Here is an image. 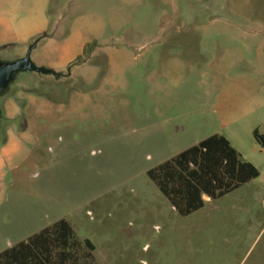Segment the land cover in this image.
<instances>
[{"label": "rangeland", "instance_id": "obj_1", "mask_svg": "<svg viewBox=\"0 0 264 264\" xmlns=\"http://www.w3.org/2000/svg\"><path fill=\"white\" fill-rule=\"evenodd\" d=\"M0 251L58 219L96 264H264V0H0ZM221 134L259 175L181 216L147 170Z\"/></svg>", "mask_w": 264, "mask_h": 264}, {"label": "trees", "instance_id": "obj_2", "mask_svg": "<svg viewBox=\"0 0 264 264\" xmlns=\"http://www.w3.org/2000/svg\"><path fill=\"white\" fill-rule=\"evenodd\" d=\"M43 69L41 73L60 76ZM253 138L264 146V133L255 129ZM147 175L174 210L186 216L204 205V195L217 199L259 172L223 135L215 133L148 169ZM93 251L92 242L78 238L61 218L0 251V264H96Z\"/></svg>", "mask_w": 264, "mask_h": 264}, {"label": "water", "instance_id": "obj_3", "mask_svg": "<svg viewBox=\"0 0 264 264\" xmlns=\"http://www.w3.org/2000/svg\"><path fill=\"white\" fill-rule=\"evenodd\" d=\"M33 46L34 44L30 45L22 57L11 61L0 60V97L16 73L20 71L42 72L44 70L42 67L35 66L30 60V50Z\"/></svg>", "mask_w": 264, "mask_h": 264}, {"label": "crops", "instance_id": "obj_4", "mask_svg": "<svg viewBox=\"0 0 264 264\" xmlns=\"http://www.w3.org/2000/svg\"><path fill=\"white\" fill-rule=\"evenodd\" d=\"M209 135H211V134H209ZM209 135H207V136H209ZM207 136H205V137H203V138H200V139H198L195 143H193V144H191V145H194V144H196L197 142H199L200 140H202V139H204V138H206ZM226 138V137H225ZM227 139V138H226ZM228 140V139H227ZM229 141V140H228ZM230 142V141H229ZM231 144V143H230ZM191 145H189V146H191ZM188 146V147H189ZM232 146V145H231ZM233 147V146H232ZM187 148V147H186ZM234 148V147H233ZM185 149V148H184ZM183 150V149H182ZM236 150V149H235ZM204 198V197H203Z\"/></svg>", "mask_w": 264, "mask_h": 264}]
</instances>
